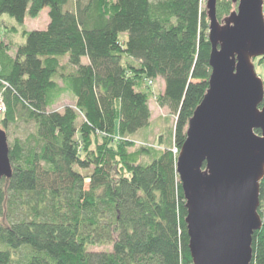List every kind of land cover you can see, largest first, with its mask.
I'll return each mask as SVG.
<instances>
[{
    "label": "trees",
    "instance_id": "trees-1",
    "mask_svg": "<svg viewBox=\"0 0 264 264\" xmlns=\"http://www.w3.org/2000/svg\"><path fill=\"white\" fill-rule=\"evenodd\" d=\"M43 8L45 29L22 30L14 52L0 41V129L20 131L0 179V264H192L175 163L211 71L202 0H0V17ZM233 9L217 0V19ZM157 77L173 143L137 146ZM65 92L72 105L54 109ZM259 200L250 264H264V179Z\"/></svg>",
    "mask_w": 264,
    "mask_h": 264
},
{
    "label": "water",
    "instance_id": "water-1",
    "mask_svg": "<svg viewBox=\"0 0 264 264\" xmlns=\"http://www.w3.org/2000/svg\"><path fill=\"white\" fill-rule=\"evenodd\" d=\"M206 0L210 76L188 120L175 163L185 199L192 264H250L264 179V84L253 59L264 56L263 0H231L221 20ZM259 130V133H256ZM12 166L0 129V179Z\"/></svg>",
    "mask_w": 264,
    "mask_h": 264
},
{
    "label": "rangeland",
    "instance_id": "rangeland-1",
    "mask_svg": "<svg viewBox=\"0 0 264 264\" xmlns=\"http://www.w3.org/2000/svg\"><path fill=\"white\" fill-rule=\"evenodd\" d=\"M206 0H202V8L205 10ZM234 9L235 10V5ZM70 7V5H69ZM48 8H43L39 15L35 18H31L28 15L24 18L23 24L18 25L14 18H11L7 15H2L0 17V41L3 42L8 50L14 52V49L18 44L23 43L25 39L22 37V30L31 31V30H43L48 24ZM263 13H264V0H263ZM227 16V15H226ZM225 17V16H224ZM223 18V17H222ZM221 18V19H222ZM220 19V20H221ZM15 30V31H14ZM10 52V53H11ZM85 60V59H84ZM62 62H65L62 61ZM254 71L258 77L261 78L264 84V56H258L253 59ZM163 84L162 79L157 77L153 80L151 84L152 95L149 100V107L151 111L150 124L140 129L138 133H135L131 136V140H134L137 146L146 145L153 147L168 146L173 143V129H174V114L170 113L166 107L161 106L157 102V96L162 93ZM73 98L72 96L65 92L60 96L57 104L54 105V109L62 110V107L65 105H72ZM3 113L2 108H0V114ZM7 135L8 142L12 141L14 137L20 135V131L5 130ZM95 143V145H94ZM99 143V141H98ZM93 145L96 146L95 138H93ZM136 146V145H135ZM136 147L131 148L130 150ZM175 147H173L174 149ZM173 151V150H172ZM143 160L147 158L142 157ZM111 249V247H99L95 248L96 250L102 249Z\"/></svg>",
    "mask_w": 264,
    "mask_h": 264
},
{
    "label": "built area",
    "instance_id": "built-area-1",
    "mask_svg": "<svg viewBox=\"0 0 264 264\" xmlns=\"http://www.w3.org/2000/svg\"><path fill=\"white\" fill-rule=\"evenodd\" d=\"M148 84H151V81H148ZM0 108H3V107H2V104H1V97H0ZM176 152H177V149L174 148V149H173V153H176Z\"/></svg>",
    "mask_w": 264,
    "mask_h": 264
},
{
    "label": "crops",
    "instance_id": "crops-1",
    "mask_svg": "<svg viewBox=\"0 0 264 264\" xmlns=\"http://www.w3.org/2000/svg\"><path fill=\"white\" fill-rule=\"evenodd\" d=\"M162 84H163V89H164V82H163V80H162ZM163 89H162V91H163Z\"/></svg>",
    "mask_w": 264,
    "mask_h": 264
}]
</instances>
